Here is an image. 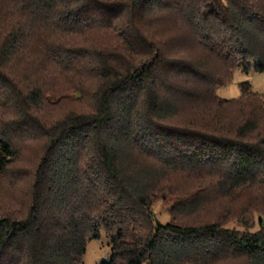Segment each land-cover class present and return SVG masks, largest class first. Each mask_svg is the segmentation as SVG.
I'll return each mask as SVG.
<instances>
[{"label":"trees","instance_id":"trees-1","mask_svg":"<svg viewBox=\"0 0 264 264\" xmlns=\"http://www.w3.org/2000/svg\"><path fill=\"white\" fill-rule=\"evenodd\" d=\"M238 69L264 73V0H0V264H82L102 232L100 264H264V216L241 233L151 211L172 175L264 193V105L215 94ZM74 97L92 109L45 116Z\"/></svg>","mask_w":264,"mask_h":264},{"label":"rangeland","instance_id":"rangeland-1","mask_svg":"<svg viewBox=\"0 0 264 264\" xmlns=\"http://www.w3.org/2000/svg\"><path fill=\"white\" fill-rule=\"evenodd\" d=\"M167 22L170 26L171 20H168ZM164 27L167 28L168 26L164 25ZM177 33L178 34L173 35V37L180 35V32ZM82 34L84 35V31L81 35ZM93 34L90 35V37L95 40L94 43L102 38L101 34L98 32ZM82 37L83 36H79L73 46L81 49L84 48V45H86L87 42H85ZM109 38L110 37H107V40L113 43ZM182 39H184V35H181L175 41H182ZM192 55L196 57L197 54L192 53ZM212 65L215 66L214 63H212ZM230 76L231 80L229 83L216 89L215 94L218 99L222 101H238L242 96V87L245 89V83H247L250 86V92L255 94L264 105V73L258 74L250 71V73L246 75L242 69H238L231 72ZM68 82L71 83V80H68ZM64 85L69 86L66 83H64ZM78 100L74 97L72 101L76 102V104H72V106L66 110H59L53 115L52 112L50 113L49 109H45V116L54 117L59 120L60 116H65L67 113L74 112L77 109H92L91 100L87 105L83 103V100H81V102ZM52 102L56 103L54 101ZM80 104H82V107H80ZM58 105V103L55 104L57 108H59ZM51 107L54 108V106ZM188 113L189 110H185V112L181 114L178 119L171 122V124H176L177 122L181 123L183 120L190 118L191 115ZM225 116L230 118L228 121H232L234 124H236L239 119V116H231L230 113L225 114ZM41 150L42 145L40 143H31L27 148V151H30L34 155L33 158L26 155L20 165L16 164L12 168V171L28 168L33 169L36 166L34 159ZM203 181L204 182L198 184L197 187L199 188L192 190V188L196 187V184L191 182V180L186 181L185 178L178 175L170 176V181L165 182L167 188L154 200L151 209L153 219L162 225L169 223L183 224L186 222L211 223L219 220L225 228L229 230L246 233L250 227V233L258 231V222L261 216H264V193L261 191L262 188H260L259 185H254L252 188L246 187L245 189L236 192L234 194L236 196L231 197L230 199L220 200L215 198V192L208 186V179L204 178ZM24 185H28V180H24ZM182 190L183 194L180 193ZM1 195L2 191H0V196ZM186 200H188V202H191V200H197L198 202L196 212L187 218L183 216L184 213L180 214L175 211V208H178V205ZM110 256L111 248L109 245V239L107 234L102 232L99 239L88 243L82 264H100L104 260H109ZM221 264L247 263L244 260H233Z\"/></svg>","mask_w":264,"mask_h":264}]
</instances>
